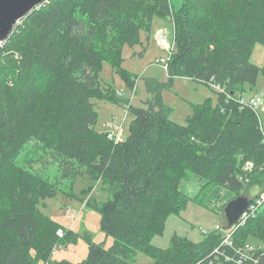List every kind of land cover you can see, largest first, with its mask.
<instances>
[{"label": "trees", "instance_id": "16d2710c", "mask_svg": "<svg viewBox=\"0 0 264 264\" xmlns=\"http://www.w3.org/2000/svg\"><path fill=\"white\" fill-rule=\"evenodd\" d=\"M156 17L175 24L169 79L146 80L151 97L146 106L128 104L129 131L115 141L96 128L93 99L123 101L101 84L104 62L133 89L136 79L122 67L124 45L142 43ZM258 42L264 44V0H182L178 8L171 0H47L19 22L0 44V264H139V251L154 258L150 264H219L217 256L232 250L215 230L200 242L174 234L167 248L152 239L186 207L179 185L189 171L206 180L200 202L213 184L237 195L264 184V169H243L247 160L264 162V135L256 111L237 95L264 75V64L251 61ZM176 76L223 91L216 104L206 98L180 124L163 97ZM31 141L40 162L61 168L60 178L35 169L28 152L21 156ZM79 175L101 181L108 192L98 208L101 229L114 242L105 247L86 231L85 259L52 262L54 250L77 234L43 208L63 188L73 195ZM251 236L264 239V203L232 239L239 246ZM258 255L264 264V249Z\"/></svg>", "mask_w": 264, "mask_h": 264}, {"label": "rangeland", "instance_id": "374dc122", "mask_svg": "<svg viewBox=\"0 0 264 264\" xmlns=\"http://www.w3.org/2000/svg\"><path fill=\"white\" fill-rule=\"evenodd\" d=\"M180 2L181 0H172L176 8ZM154 19L155 26L152 32L147 35L142 31V43L133 46L124 45L122 67L129 71L136 79L133 89L132 87H128L121 76L113 71L108 61L104 62L100 78L101 84L104 88H107L108 92L117 91L122 96L123 101L115 103L106 99H93L95 108L100 113L96 128L101 131L111 129V125H121V130H123L122 136L125 137L129 131V123L133 117L132 113L128 110V104L146 106L145 101L151 97L146 80L154 78L166 82L169 79V74L165 71L161 58H167L169 54L168 49L172 52L176 50L175 24L173 21H163L164 18L156 17ZM160 19H162L160 23L163 22V25L159 27L158 22ZM165 37L168 41L167 44L172 48H166L164 45L163 40ZM251 61L258 65V67L264 64V44L259 42L255 44ZM258 80L256 86L252 88L246 84L244 91L239 93L245 94L244 96L248 98L261 94L264 95V75L262 73L259 74ZM218 96L217 90L211 85L196 82L185 76H176L173 87L163 91L164 101L173 109L170 118L180 124L186 123V118L193 113L195 105L202 103L206 98H211L215 102L214 104H216ZM258 112L264 119V108H258ZM35 146L37 144L34 141L28 143L21 156H24L28 152L27 155H31L37 161H35V165L33 166L35 169L46 167L49 169L51 180L60 178L62 174L61 168L52 164V162L45 164L40 162L39 159L42 155H39V153L41 150L33 152ZM47 160H52L49 155ZM185 177L180 182L179 188L189 198L188 203H186V207L179 213L171 214L168 217L163 233L153 236L152 243L158 247L167 248L171 245V238L174 234L185 236L194 242H200L215 230L220 233L222 241H224L230 231L238 229L235 225L230 228L227 227V220L224 216L225 205L231 199L238 196L237 191L229 189L226 186L213 184L201 196L200 202L196 200V196L206 180L192 171H189ZM92 186L94 189L91 193L85 195V191ZM263 187L264 184L252 185L245 188L249 193L243 195L251 198L259 193ZM68 190L69 187L63 188V193L60 191L55 198L47 199L46 207L43 208L61 226L69 228L77 234L76 241H66L54 250L50 256L52 262L67 259L73 263H77L85 259L89 248L85 238L86 231L92 235L95 242L103 243L105 247L111 246L114 242V238L107 235L101 229V213L98 206L101 202L108 199V192L103 187L102 182L93 181L86 175H79L76 177L73 185V195L65 193ZM63 236L64 234L61 237ZM248 242L257 251L264 249V239L251 236ZM222 257L217 256V259H220L219 264H229ZM136 261L139 264H150L154 261V258L149 254L139 251L136 254ZM47 263L45 259H40L38 264Z\"/></svg>", "mask_w": 264, "mask_h": 264}, {"label": "built area", "instance_id": "2783aa9c", "mask_svg": "<svg viewBox=\"0 0 264 264\" xmlns=\"http://www.w3.org/2000/svg\"><path fill=\"white\" fill-rule=\"evenodd\" d=\"M163 41H164V45L166 46V48H172V47H170L169 44H167L168 41L166 40V37ZM168 51H169V54H168L167 58H165V57L161 58L162 65L165 68V71H167V72L169 70L170 56L172 54L171 50L168 49ZM244 95L245 94H239L238 95V101L242 105H246V107L249 106L253 109H258L260 107L264 108V95L261 94V95H257V96L252 97V98H248L247 96H244ZM228 97H230V96L228 95ZM258 118H259V122H260V128L263 132L262 134L264 135V119L260 116V114L258 115ZM111 127H112L111 129L106 130L108 137L111 139H114L115 141L121 140L123 138V136H122L123 130H121L122 126L121 125L120 126L111 125ZM255 168H260V170L263 171L264 162L257 165L253 160H249V161L247 160L243 166V169L245 170V172H251ZM244 180L248 181L249 178L246 177V178H244ZM263 203H264V190H263V192H260L258 195L254 196L253 198H250L248 206L246 207L244 212L242 214H240L241 216H240L239 220L237 221V223L234 224L235 227L238 228L240 225H243L249 218L254 216L258 212V210L260 209V207L262 206ZM235 230L230 231L228 233V235L226 236L225 240L222 241V245L224 247H225V245L229 246L231 248L232 252L231 253H228V252L225 253V251H222L221 256H223L228 262H232L233 264H258L259 259H260L259 255H258V251L256 249H254V247L249 242H246L245 244L239 245V246L235 245V243L233 242V239H232V234ZM58 234L60 236H62L64 234V231L60 229L58 231ZM215 251H219V248H217Z\"/></svg>", "mask_w": 264, "mask_h": 264}, {"label": "water", "instance_id": "95a60500", "mask_svg": "<svg viewBox=\"0 0 264 264\" xmlns=\"http://www.w3.org/2000/svg\"><path fill=\"white\" fill-rule=\"evenodd\" d=\"M46 1L47 0H0V44L13 34L19 22ZM181 3L182 0L179 6ZM249 201L250 199L247 196L238 195L225 205L224 216L227 220V227H231L237 223L241 216L240 214L244 212Z\"/></svg>", "mask_w": 264, "mask_h": 264}, {"label": "bare ground", "instance_id": "6f19581e", "mask_svg": "<svg viewBox=\"0 0 264 264\" xmlns=\"http://www.w3.org/2000/svg\"><path fill=\"white\" fill-rule=\"evenodd\" d=\"M215 90H222L223 91V88L221 87V86H218V85H214V84H212L211 85ZM239 94H243V93H239ZM239 94H237V95H239ZM253 109V108H252ZM255 111H256V113L259 115V112H258V109H254ZM249 173V172H248ZM245 196V195H244Z\"/></svg>", "mask_w": 264, "mask_h": 264}, {"label": "crops", "instance_id": "0c3cea01", "mask_svg": "<svg viewBox=\"0 0 264 264\" xmlns=\"http://www.w3.org/2000/svg\"><path fill=\"white\" fill-rule=\"evenodd\" d=\"M174 7H175V6H174ZM175 8H176V7H175ZM154 21H155V19L153 20V29H154V26H155V25H154ZM160 21H162V19H160L159 22H158L159 27L163 25V22L160 23ZM163 21H165V20H163ZM158 25H157V26H158ZM143 53H144V51H143ZM214 103H215V102H214ZM102 131H105V132H106V130H102ZM124 135H126V134H124ZM123 137H124V136H123Z\"/></svg>", "mask_w": 264, "mask_h": 264}]
</instances>
